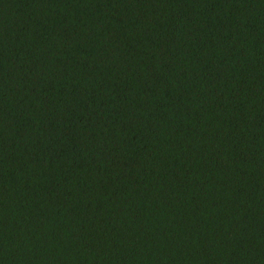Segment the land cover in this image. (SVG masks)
I'll list each match as a JSON object with an SVG mask.
<instances>
[{"label": "trees", "instance_id": "1", "mask_svg": "<svg viewBox=\"0 0 264 264\" xmlns=\"http://www.w3.org/2000/svg\"><path fill=\"white\" fill-rule=\"evenodd\" d=\"M0 264H264V0H0Z\"/></svg>", "mask_w": 264, "mask_h": 264}]
</instances>
